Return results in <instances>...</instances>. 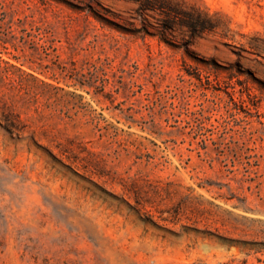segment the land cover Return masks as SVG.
Instances as JSON below:
<instances>
[{
  "label": "rangeland",
  "instance_id": "1",
  "mask_svg": "<svg viewBox=\"0 0 264 264\" xmlns=\"http://www.w3.org/2000/svg\"><path fill=\"white\" fill-rule=\"evenodd\" d=\"M169 1L0 0V264H264V0Z\"/></svg>",
  "mask_w": 264,
  "mask_h": 264
},
{
  "label": "trees",
  "instance_id": "2",
  "mask_svg": "<svg viewBox=\"0 0 264 264\" xmlns=\"http://www.w3.org/2000/svg\"><path fill=\"white\" fill-rule=\"evenodd\" d=\"M133 1L138 4L139 11H153L156 9L163 10L166 12L168 19H172L173 17L171 14H178L179 19L182 21L183 24L192 28L191 37L200 36L206 30H211L216 28V24L214 22H210V16L208 13L204 12L199 8H192V11L187 10H179L175 6L171 4L169 0H128ZM2 6V4L0 3ZM0 15L1 19H5L8 15L7 10L0 7ZM98 17H101L99 14H95ZM180 15V16H179ZM7 28L12 27V19L6 22ZM2 27V26H0ZM30 35V34H29ZM162 37H164L162 35ZM7 49V47H5ZM18 59V56H14ZM82 86L87 85V83L82 82ZM89 85V84H88ZM11 126L12 124H6Z\"/></svg>",
  "mask_w": 264,
  "mask_h": 264
}]
</instances>
